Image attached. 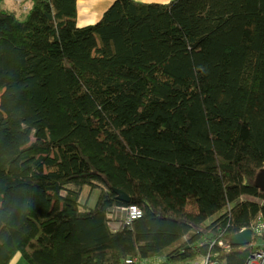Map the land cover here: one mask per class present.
<instances>
[{
	"label": "trees",
	"instance_id": "1",
	"mask_svg": "<svg viewBox=\"0 0 264 264\" xmlns=\"http://www.w3.org/2000/svg\"><path fill=\"white\" fill-rule=\"evenodd\" d=\"M5 1L0 264H245L210 247L264 216V0H115L82 27L77 0Z\"/></svg>",
	"mask_w": 264,
	"mask_h": 264
},
{
	"label": "built area",
	"instance_id": "2",
	"mask_svg": "<svg viewBox=\"0 0 264 264\" xmlns=\"http://www.w3.org/2000/svg\"><path fill=\"white\" fill-rule=\"evenodd\" d=\"M22 1V0H19ZM242 199H245L243 197ZM262 203H264L262 201ZM115 215V226H111V228L115 231L118 230L123 225H128L132 223L134 220L139 219L143 216L142 210L134 204H129L126 206H116L111 209L108 213V220H110ZM110 223V221H109ZM251 229L253 232V239L250 243L245 246L250 247L251 254L245 264H264V244L255 246V241L258 239L261 234H264V216L259 215L257 219H255L249 227L242 228L239 232L245 229ZM222 234V233H221ZM222 236L219 235V238L214 240L211 243L212 248L215 244H217L224 252H231L234 248H240L244 246H235L230 243V239L227 241L225 239H221ZM124 264H145L144 261L134 258H127ZM180 264H226L219 259L211 258V251L208 254L204 255L202 259H198L195 261H189Z\"/></svg>",
	"mask_w": 264,
	"mask_h": 264
},
{
	"label": "crops",
	"instance_id": "3",
	"mask_svg": "<svg viewBox=\"0 0 264 264\" xmlns=\"http://www.w3.org/2000/svg\"><path fill=\"white\" fill-rule=\"evenodd\" d=\"M114 1L115 0H77V7H78L77 25L79 27H82L98 22L105 13V11L112 5ZM136 1L145 2V0H136ZM152 2L161 3L159 2V0H152ZM10 264H30V263L22 256L21 253H18L12 259Z\"/></svg>",
	"mask_w": 264,
	"mask_h": 264
},
{
	"label": "rangeland",
	"instance_id": "4",
	"mask_svg": "<svg viewBox=\"0 0 264 264\" xmlns=\"http://www.w3.org/2000/svg\"><path fill=\"white\" fill-rule=\"evenodd\" d=\"M19 1V0H18ZM15 1V0H6L2 5L4 7H9L10 9H15L18 12V15L22 17V14L25 12V10H28L29 8V1L24 0V1ZM100 190L99 188H91L90 186H85L82 190L81 194V199L80 203L85 204L89 207L95 206L98 196H99ZM110 221V226H115V215L109 220ZM264 244V234L258 237V239L255 241V246L262 245ZM220 255V253H214L213 257H217ZM204 256L199 257L198 259H202ZM196 259V260H198ZM213 259V258H212ZM219 259V258H215ZM220 260V259H219ZM195 261V260H194ZM222 261V260H221ZM181 262L175 263V264H180Z\"/></svg>",
	"mask_w": 264,
	"mask_h": 264
},
{
	"label": "water",
	"instance_id": "5",
	"mask_svg": "<svg viewBox=\"0 0 264 264\" xmlns=\"http://www.w3.org/2000/svg\"><path fill=\"white\" fill-rule=\"evenodd\" d=\"M255 185L264 191V168L259 171L255 179ZM113 190L117 193L118 199L124 202H130L131 197L125 191L113 187ZM253 239V232L251 229H245L241 232L233 234L230 237V243L235 246H245Z\"/></svg>",
	"mask_w": 264,
	"mask_h": 264
},
{
	"label": "clouds",
	"instance_id": "6",
	"mask_svg": "<svg viewBox=\"0 0 264 264\" xmlns=\"http://www.w3.org/2000/svg\"><path fill=\"white\" fill-rule=\"evenodd\" d=\"M145 2H148V3H151L152 2V0H145ZM159 2H161V3H168L169 2V0H159Z\"/></svg>",
	"mask_w": 264,
	"mask_h": 264
}]
</instances>
